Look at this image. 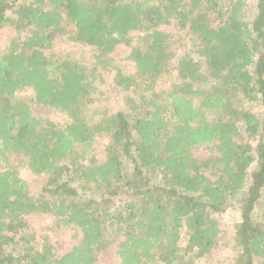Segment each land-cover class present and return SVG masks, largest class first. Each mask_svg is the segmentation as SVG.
Returning <instances> with one entry per match:
<instances>
[{"label": "trees", "instance_id": "16d2710c", "mask_svg": "<svg viewBox=\"0 0 264 264\" xmlns=\"http://www.w3.org/2000/svg\"><path fill=\"white\" fill-rule=\"evenodd\" d=\"M4 30L0 264H97L113 243L116 264H201L221 250L226 264H264V0H0ZM61 36L92 61L57 55ZM119 45L132 72L110 55ZM101 72L124 107L88 121ZM10 157L46 177L37 193ZM40 213L74 229L70 250L31 228Z\"/></svg>", "mask_w": 264, "mask_h": 264}, {"label": "rangeland", "instance_id": "374dc122", "mask_svg": "<svg viewBox=\"0 0 264 264\" xmlns=\"http://www.w3.org/2000/svg\"><path fill=\"white\" fill-rule=\"evenodd\" d=\"M248 5L252 3V0H247ZM163 31L166 32H176V29L173 25H162L160 27ZM183 33V32H180ZM136 34L133 32L132 35ZM12 35V32L9 30H4L0 32V45L1 47L8 41L9 37ZM187 37H189L187 35ZM136 38L133 37L131 43H136ZM57 46L55 47L57 51V55H70L73 58L80 59L81 62L86 64L92 61V52H90L89 47H82L80 45H75L73 42L67 41L62 36L56 39ZM60 50V51H59ZM129 51V47L119 45L110 55L115 59V63L121 65L123 68V72H132L134 70L132 62L125 60V57ZM180 52V49L177 50V54ZM59 53V54H58ZM175 58H173L174 60ZM202 64V63H201ZM100 71V70H98ZM28 91L26 94H29ZM95 98L98 99V104L93 105L85 111V116L88 121H91L94 117V111H96V106L104 105L109 109L110 113L115 112L118 109H122L124 101L122 95L119 91L113 86L111 77L104 72H101V76L97 82V91L95 93ZM256 105V104H254ZM253 107H257L253 106ZM30 109L32 114L42 120H52L55 122H62L63 116L61 113L56 111L53 108L39 105V104H30ZM106 137H100L96 142V157L99 161H101L105 155L104 153V144L106 143ZM207 145H200L193 149V155L195 157H206L209 154ZM9 164L14 166L17 170L18 175L26 180L29 184V188L32 193H37L42 187L43 183L46 180L44 175H33L27 169V167L23 164L20 158L10 157ZM0 169H3V165L0 163ZM220 220L222 222L223 230H229L232 228V224L239 220V213L237 210L228 208L222 214H220ZM28 223L31 228L38 235H47L51 244L54 247L56 253H64L71 249V247L77 242L74 238H72V234L74 233V229L58 227L53 228V216L49 214H32L26 216ZM228 232V231H227ZM228 234V233H227ZM226 235L224 236V241L227 240ZM222 241V239H221ZM116 243H113L111 246L102 250L97 259V264H116L117 256H116ZM218 255H214V257L210 258L207 262H201V264H226L223 262V258L228 255L224 250L219 251Z\"/></svg>", "mask_w": 264, "mask_h": 264}]
</instances>
